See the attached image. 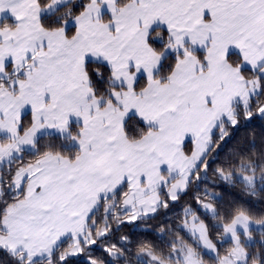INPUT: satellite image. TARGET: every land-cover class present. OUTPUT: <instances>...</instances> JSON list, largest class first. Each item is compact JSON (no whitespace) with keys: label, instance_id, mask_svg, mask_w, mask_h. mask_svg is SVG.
Listing matches in <instances>:
<instances>
[{"label":"snow or ice","instance_id":"snow-or-ice-1","mask_svg":"<svg viewBox=\"0 0 264 264\" xmlns=\"http://www.w3.org/2000/svg\"><path fill=\"white\" fill-rule=\"evenodd\" d=\"M257 120L264 0H0V252L264 264V214L225 206L210 179L264 192V148L217 152ZM161 212L167 228L143 227Z\"/></svg>","mask_w":264,"mask_h":264},{"label":"trees","instance_id":"trees-1","mask_svg":"<svg viewBox=\"0 0 264 264\" xmlns=\"http://www.w3.org/2000/svg\"><path fill=\"white\" fill-rule=\"evenodd\" d=\"M252 140H255L256 142V147L254 149H252L250 145V141ZM262 148H264V121L257 120L249 126L243 127L235 132L230 140L221 144L220 148L217 149V152L220 154V160L223 161L227 160L231 154L238 149H244L245 151L251 150L254 154H258ZM210 179L215 180L219 185L214 188L213 191L222 197V202L225 206L235 203L249 208L250 211L256 215L264 214V192L260 193L258 197H251L245 194L242 184L237 183L235 187H230L220 182L214 176H210ZM188 203H193L191 194L187 197H182L176 204L170 205L168 214L174 223L179 222L178 218L181 213L182 206H185ZM164 216L165 213L161 212L157 219L150 221L147 225H143V227L151 228L153 232L158 231L159 226L162 224L165 228H167L169 225L164 221ZM129 232L130 229L125 228L121 235L129 234ZM180 235L184 236V233H180ZM171 238L172 237H168V239ZM132 239L146 240L153 244L158 243L153 235L142 232L132 234ZM185 239L187 238L185 237ZM0 262H2V264H11L9 257L2 252H0Z\"/></svg>","mask_w":264,"mask_h":264},{"label":"rangeland","instance_id":"rangeland-1","mask_svg":"<svg viewBox=\"0 0 264 264\" xmlns=\"http://www.w3.org/2000/svg\"><path fill=\"white\" fill-rule=\"evenodd\" d=\"M254 238L258 240L259 239V236H257L256 234H254Z\"/></svg>","mask_w":264,"mask_h":264}]
</instances>
